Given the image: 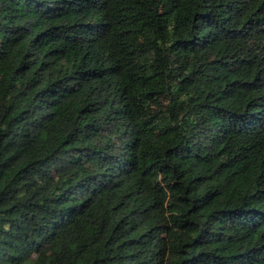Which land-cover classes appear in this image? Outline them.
Returning a JSON list of instances; mask_svg holds the SVG:
<instances>
[{
    "label": "trees",
    "instance_id": "1",
    "mask_svg": "<svg viewBox=\"0 0 264 264\" xmlns=\"http://www.w3.org/2000/svg\"><path fill=\"white\" fill-rule=\"evenodd\" d=\"M0 264H264V0H0Z\"/></svg>",
    "mask_w": 264,
    "mask_h": 264
}]
</instances>
